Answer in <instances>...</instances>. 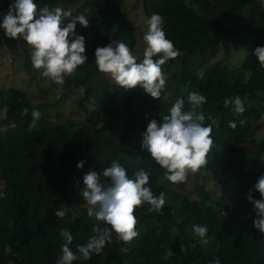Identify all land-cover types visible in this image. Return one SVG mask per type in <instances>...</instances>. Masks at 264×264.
I'll list each match as a JSON object with an SVG mask.
<instances>
[{
	"label": "trees",
	"instance_id": "1",
	"mask_svg": "<svg viewBox=\"0 0 264 264\" xmlns=\"http://www.w3.org/2000/svg\"><path fill=\"white\" fill-rule=\"evenodd\" d=\"M76 1L91 13L85 15L89 27L78 22L76 28L85 37L88 59L65 77L63 86L82 90L76 97L82 121L55 122L59 114L50 101L34 104L19 88L0 89V264H56L63 229L73 235L70 247L79 257L78 246L98 235L94 229L109 226L89 218L88 206H81L77 215L66 208L69 186L79 178L83 190L84 175L90 169L102 172L112 161L125 167L130 178L146 170L153 194L164 192L166 204L159 213L149 212L147 204L137 208L139 235L130 243L117 241L113 233L99 255L73 264H213L215 258L220 264H264V234L254 227V204L247 199L264 175V133L255 139L264 113V69L254 54L264 46L260 0H141L146 21L160 14L167 38L181 52L162 66L166 85L160 99L140 87L126 91L96 67L97 47L122 41L134 49L137 37L125 0H35L50 8ZM13 2L0 0V24ZM0 32L5 34L2 28ZM237 51L244 56L235 67L214 60L220 52L227 57ZM30 54L23 48L26 72L34 70ZM193 91L207 97L201 110L212 118L204 123L212 125L214 140L199 171L215 179L222 200L203 185L196 187L197 197H190L164 180V170L141 148L149 121L162 124L180 97L188 110L187 96ZM236 96L244 101L243 115L224 106L225 98ZM33 110L41 113L39 120H33ZM230 121H236L235 129ZM80 161L83 169L77 167ZM105 180L107 186L110 181ZM254 198H261L259 192ZM61 208L66 212L62 219L55 215ZM193 225L207 226L206 244L194 236Z\"/></svg>",
	"mask_w": 264,
	"mask_h": 264
},
{
	"label": "clouds",
	"instance_id": "2",
	"mask_svg": "<svg viewBox=\"0 0 264 264\" xmlns=\"http://www.w3.org/2000/svg\"><path fill=\"white\" fill-rule=\"evenodd\" d=\"M260 3L264 6V0H260ZM65 21H69L66 26ZM77 22L84 28L89 27V19L83 14L73 15L71 9L50 8L47 4L39 7L35 0H14L7 13L3 14L0 28L8 38L26 41L31 52L32 67L42 70L44 78L63 85L65 77L74 75L88 59L85 55V37L76 34ZM164 23V18L157 13L146 21L143 35L145 47L139 62L125 42L97 47V69L109 75L126 91L140 87L151 97L160 99L166 85L162 66L181 55L167 38ZM254 54L264 69V46L257 47ZM206 102L205 95L190 92L187 96L188 110H185V98H178L168 114L163 116L164 122L161 124L151 119L142 134L141 148L150 153L151 159L164 170L163 179L172 184L187 182L189 173L198 172L208 162L207 156L214 140L212 125L205 126L204 123L212 118L206 117L201 110ZM229 105L235 114L243 115L246 111L240 96L225 98L224 106L227 108ZM28 112L29 109L25 107L23 114L27 115ZM6 113L7 108L4 109L3 118H6ZM31 115L35 121L39 120L41 113L33 110ZM228 126L235 129L237 123L230 121ZM84 163L80 161L77 167L83 169ZM101 176L110 181L107 186L101 182ZM149 180L150 174L144 169L134 172L130 178L118 161H112L110 167L99 173L90 169L83 177L84 187L81 190L88 206L87 214L89 218L103 221L109 227L94 229L98 235L90 238L85 245L78 246L79 257L70 247L73 235L67 229L61 230L64 243L56 264H73L80 258L90 260L93 254L99 255L113 241V233L117 241L125 244L138 237L137 208L147 204L149 212L159 213L166 204L165 193L154 195ZM255 192H259L260 199L254 198ZM247 199L254 204L257 217L253 221L254 227L264 234V175L249 189ZM55 215L62 219L66 212L61 208L56 210ZM192 231L203 243L208 242L206 225H193ZM213 264H220L219 258H215Z\"/></svg>",
	"mask_w": 264,
	"mask_h": 264
},
{
	"label": "rangeland",
	"instance_id": "3",
	"mask_svg": "<svg viewBox=\"0 0 264 264\" xmlns=\"http://www.w3.org/2000/svg\"><path fill=\"white\" fill-rule=\"evenodd\" d=\"M124 3L128 7V12L134 26L136 35V43L133 54L138 59L142 58L145 43L143 41L144 31L146 29V19L143 16L141 0H125ZM65 10L71 9L73 15H80V12L90 17V10L83 8L79 2H74L69 5L59 6ZM69 21H65V26ZM78 24V22H77ZM5 34L0 32V89L8 87H16L26 92L32 103L42 102L44 99L54 104L55 111L58 116L52 119L55 122H66L69 120L82 121L84 113L77 109L78 103L76 97L82 91L80 88L67 89L63 85H57L54 82L42 76V70L24 71L22 68V51L23 48H28L27 42L22 38L14 43V39H7ZM72 38V37H71ZM70 38V39H71ZM116 43V41H114ZM244 53L237 51L230 56L220 52L214 60L223 59L230 67L238 65L243 58ZM65 97L60 103H57L61 96ZM261 128L259 133H256L255 139L262 136L264 133V113L262 114ZM107 116H102V121L107 120ZM80 179L76 178L70 186L69 190L71 198L64 205L70 209L73 214L77 215L81 206H87L81 191L77 187ZM101 182L106 186V180L101 176ZM198 185H203L205 189L211 192V195L216 200H222V195L219 191L217 182L207 171H198L189 173L188 180L185 183L177 184V188L184 190L192 198L197 197L195 190Z\"/></svg>",
	"mask_w": 264,
	"mask_h": 264
}]
</instances>
